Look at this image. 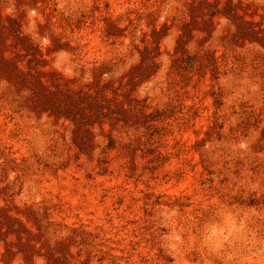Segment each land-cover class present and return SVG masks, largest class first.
Listing matches in <instances>:
<instances>
[{
  "label": "rangeland",
  "instance_id": "obj_1",
  "mask_svg": "<svg viewBox=\"0 0 264 264\" xmlns=\"http://www.w3.org/2000/svg\"><path fill=\"white\" fill-rule=\"evenodd\" d=\"M0 264H264V0H0Z\"/></svg>",
  "mask_w": 264,
  "mask_h": 264
}]
</instances>
